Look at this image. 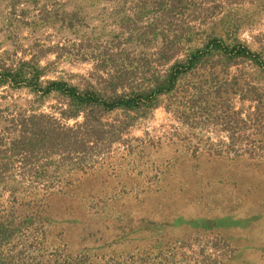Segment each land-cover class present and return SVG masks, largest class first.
Listing matches in <instances>:
<instances>
[{
    "label": "rangeland",
    "instance_id": "374dc122",
    "mask_svg": "<svg viewBox=\"0 0 264 264\" xmlns=\"http://www.w3.org/2000/svg\"><path fill=\"white\" fill-rule=\"evenodd\" d=\"M135 3L69 0L65 8H81V33L97 37L102 45L117 35L119 20L134 17ZM8 6V0H0L1 64L14 67L39 54L46 68L43 79L110 91L108 81L89 76L93 60L60 57L50 49L73 38L72 32L34 29L11 17ZM223 9L183 35L168 61L160 52L164 36L146 37L136 47L129 44L127 63L142 65L124 75L126 92L148 87L152 75L185 59L192 47H205L214 25L218 31L225 23L237 26L239 40L264 55V0H241ZM161 12L139 20L138 32L151 16L163 24ZM219 63L220 57L211 55L209 63L198 64L176 91L161 95L155 104L97 112V130L106 133L120 126L119 138L97 142L96 152H87L80 164H51L46 176L35 178L60 183V189L47 199L49 207L40 218L28 213V203L15 208L14 216L26 224L25 234L37 238L44 253H69L86 260L84 264H264V157L238 156L222 142L234 130L228 117L255 109L250 89L264 87V71L249 59ZM123 90L118 87L119 93ZM69 104L57 93L40 96L31 87L0 84V117L32 105L50 112L62 105L71 108ZM9 181H0V205L7 209L13 187ZM22 240H16L17 249L25 248Z\"/></svg>",
    "mask_w": 264,
    "mask_h": 264
},
{
    "label": "trees",
    "instance_id": "16d2710c",
    "mask_svg": "<svg viewBox=\"0 0 264 264\" xmlns=\"http://www.w3.org/2000/svg\"><path fill=\"white\" fill-rule=\"evenodd\" d=\"M69 0H8L9 15L17 22L31 25L34 29L56 27L58 32L68 30L74 37H65L53 44L50 49L60 57L67 56L73 60H93L91 78L97 76L108 81L110 91L89 86L80 89L64 79H43L46 68L41 65L39 54L31 59H21L18 65L11 67L0 62V84L18 87H31L40 96L57 93L67 99L73 108L60 107L50 112L38 107H29L18 112L4 113L0 126V181L10 178L11 209L0 205V264H84L83 258L69 253L61 255L58 251H42L37 238L29 237L24 231V219L14 216L15 208L24 205L28 213L45 214L49 203L60 183H50L49 179H35L47 175L49 166L60 167L63 163L80 164L86 159L87 152H96L97 142L107 143L119 138L120 126L111 132L98 131L97 112H110L118 108L133 109L142 105L155 104L161 95L176 91L182 79L195 71L198 64L209 63L211 55L216 54L222 65L249 59L264 71V55L262 51H252L236 35L238 27L223 24L221 31L214 27L206 41L205 47H192L185 59H177L163 74H155L149 78L148 87L137 91L126 92L122 85L124 75L133 73L137 66L128 64L130 58L129 44L143 43L144 39L153 40L155 35L164 36L161 58L168 61L173 57L181 37L192 30L200 29L208 19L223 11L226 5H233L241 0H136L133 16L119 20L117 35L102 45L97 37L81 33L85 25L83 12L77 8L68 12L65 8ZM96 3L97 0H82ZM101 1V0H99ZM113 3H127L129 0H106ZM132 1V0H131ZM148 8V12H147ZM161 9L165 21L163 24L150 21L144 31L138 32L137 22L149 18L150 13L156 14ZM231 10L234 8L231 6ZM150 11V12H149ZM86 17V16H85ZM217 23V22H215ZM184 38V37H183ZM203 44V45H204ZM132 48V46H131ZM264 48V45L261 49ZM49 50V48H46ZM44 53V51H43ZM132 54V52H131ZM131 63L134 62L132 59ZM120 66L114 70L113 67ZM225 68V67H224ZM105 72V75L101 72ZM99 73V74H98ZM101 73V74H100ZM107 76V77H103ZM219 77L217 73L216 78ZM214 78V76H213ZM122 86L121 93L118 87ZM192 86V85H191ZM248 90V89H247ZM257 100L255 109L245 116L232 118L229 126L234 130L228 135V150L240 156L243 153L264 157V87L250 89ZM256 91V92H254ZM110 92L111 95L107 94ZM58 111V114L56 113ZM79 117H81L79 119ZM71 119H75L70 123ZM251 128L253 131H248ZM104 129V128H102ZM106 138H111L109 141ZM37 157H39L37 159ZM20 178V179H18ZM23 194V195H21ZM28 202H23L25 200ZM25 246L17 249L18 239L22 238ZM16 239V240H15ZM29 240V242H28ZM162 264H173L170 262ZM186 264V263H182Z\"/></svg>",
    "mask_w": 264,
    "mask_h": 264
}]
</instances>
